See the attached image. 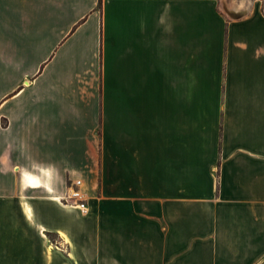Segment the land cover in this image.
Listing matches in <instances>:
<instances>
[{"label": "crops", "instance_id": "1", "mask_svg": "<svg viewBox=\"0 0 264 264\" xmlns=\"http://www.w3.org/2000/svg\"><path fill=\"white\" fill-rule=\"evenodd\" d=\"M228 10L0 0V264H264V11Z\"/></svg>", "mask_w": 264, "mask_h": 264}, {"label": "rangeland", "instance_id": "2", "mask_svg": "<svg viewBox=\"0 0 264 264\" xmlns=\"http://www.w3.org/2000/svg\"><path fill=\"white\" fill-rule=\"evenodd\" d=\"M234 2H238L240 6H243L245 4L262 5L263 0H219V7L223 12H228V6H230ZM44 234L51 250L58 251V255H61L62 257H68L70 255L69 249L61 241L58 233L44 232ZM31 238L36 239V237H34V234H31Z\"/></svg>", "mask_w": 264, "mask_h": 264}, {"label": "built area", "instance_id": "3", "mask_svg": "<svg viewBox=\"0 0 264 264\" xmlns=\"http://www.w3.org/2000/svg\"><path fill=\"white\" fill-rule=\"evenodd\" d=\"M261 6L264 11V0ZM85 201V195L81 190V181L77 179L68 185L67 191L63 196V203L71 205L80 210L82 213H85L87 211Z\"/></svg>", "mask_w": 264, "mask_h": 264}, {"label": "bare ground", "instance_id": "4", "mask_svg": "<svg viewBox=\"0 0 264 264\" xmlns=\"http://www.w3.org/2000/svg\"><path fill=\"white\" fill-rule=\"evenodd\" d=\"M236 5V4H235Z\"/></svg>", "mask_w": 264, "mask_h": 264}]
</instances>
